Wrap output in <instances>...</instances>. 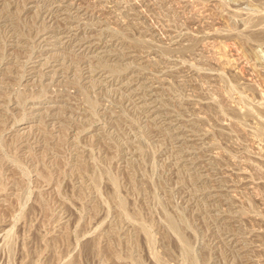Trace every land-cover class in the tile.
Wrapping results in <instances>:
<instances>
[{
  "label": "rangeland",
  "instance_id": "rangeland-1",
  "mask_svg": "<svg viewBox=\"0 0 264 264\" xmlns=\"http://www.w3.org/2000/svg\"><path fill=\"white\" fill-rule=\"evenodd\" d=\"M0 264H264V0H0Z\"/></svg>",
  "mask_w": 264,
  "mask_h": 264
}]
</instances>
